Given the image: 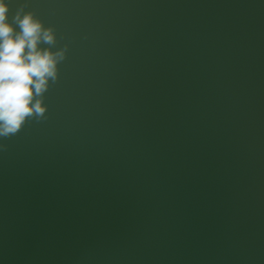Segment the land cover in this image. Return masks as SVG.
Returning <instances> with one entry per match:
<instances>
[{"label":"water","instance_id":"95a60500","mask_svg":"<svg viewBox=\"0 0 264 264\" xmlns=\"http://www.w3.org/2000/svg\"><path fill=\"white\" fill-rule=\"evenodd\" d=\"M21 3L67 49L0 138V264H264V0Z\"/></svg>","mask_w":264,"mask_h":264},{"label":"clouds","instance_id":"9594fccd","mask_svg":"<svg viewBox=\"0 0 264 264\" xmlns=\"http://www.w3.org/2000/svg\"><path fill=\"white\" fill-rule=\"evenodd\" d=\"M25 6L10 16V0H0V138L16 134L30 118H46L44 93L66 56L67 45L41 47L55 44L56 33ZM5 149L0 143V152Z\"/></svg>","mask_w":264,"mask_h":264}]
</instances>
